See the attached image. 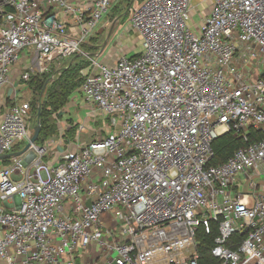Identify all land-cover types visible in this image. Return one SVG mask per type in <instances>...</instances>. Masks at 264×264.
<instances>
[{
    "label": "built area",
    "instance_id": "1",
    "mask_svg": "<svg viewBox=\"0 0 264 264\" xmlns=\"http://www.w3.org/2000/svg\"><path fill=\"white\" fill-rule=\"evenodd\" d=\"M117 1L0 0V88L26 57L17 81L29 91L31 76L81 52ZM191 19V0H143L129 20L137 56L89 57L71 95L105 121L104 133L54 162L35 144L27 165L15 157L0 169L9 205H0V264H94L77 256L92 243L102 264H204L197 234L214 225V264H264L254 178L264 170V0H212L197 30ZM17 94L0 116V159L33 133L29 101ZM252 132L263 137L249 142ZM225 133L247 144L212 164Z\"/></svg>",
    "mask_w": 264,
    "mask_h": 264
},
{
    "label": "rangeland",
    "instance_id": "2",
    "mask_svg": "<svg viewBox=\"0 0 264 264\" xmlns=\"http://www.w3.org/2000/svg\"><path fill=\"white\" fill-rule=\"evenodd\" d=\"M131 1L128 2L127 0H122L119 1L115 6H112V8H109L107 13H105L102 16V18L99 20L96 27L92 29L88 34V36L85 38L83 45L80 47L81 52H79L76 56L71 58L67 57L64 59L63 58L57 59L56 60V62L58 63L56 64L57 67L68 65V63H71L74 60L77 61L81 58L86 59V61H89L90 64L89 57L91 56L101 63H108L107 61L109 59H114L116 56H119L120 54L125 55L128 58L136 54L139 51V36L138 33L134 29H132V27L129 25L130 14H131V11L129 9L132 6ZM124 15L126 19L123 22L122 16ZM192 19L194 22L199 21L197 16H193ZM100 49H102V51L100 54H98ZM84 53L88 55H85ZM88 66L85 68V73L89 70ZM20 88H23V86H21ZM31 98H32L31 93L23 88L19 93L17 102L21 103L23 101H29ZM76 110H79V108L70 107L69 113H64L62 118L63 119L69 117L74 118ZM81 112L84 113V109H81ZM48 119H49L48 124L50 126L48 127V129L46 128V130L43 129L40 140L38 141L39 146L46 144L48 148H50L49 149L50 151V150H54L55 144L58 143L60 137L63 138L70 137V140L74 139L73 131L68 132L67 130L62 129L61 127L63 126V124L60 121L58 122L56 115L54 113L49 115ZM29 125L30 127L33 126L34 128L37 125H40V123H36L34 118H31L29 121ZM104 125H105V121L103 120L99 121L98 124L97 123L95 124V127L99 129V132H97L96 134L100 135L104 133L103 130L100 131V129L103 128ZM90 126L92 128L91 127L89 128L88 126L89 132H92L94 129V124H91ZM74 128H75L74 132H76V130L78 129L77 125H75ZM89 132L84 133L81 136H88L90 134ZM19 142H23V140L21 139ZM23 147H21V149ZM59 148H61L60 145ZM31 157L32 154H30L28 161L30 160ZM254 178L259 184L260 194L264 195V190H262L264 186V171L260 173L259 177L255 176ZM241 189L242 187H240V190ZM244 189L245 191H247L246 186L243 188V191Z\"/></svg>",
    "mask_w": 264,
    "mask_h": 264
},
{
    "label": "crops",
    "instance_id": "3",
    "mask_svg": "<svg viewBox=\"0 0 264 264\" xmlns=\"http://www.w3.org/2000/svg\"><path fill=\"white\" fill-rule=\"evenodd\" d=\"M70 1L74 5L83 7V3H85L87 0H70ZM211 1L212 0H191L192 18H193V16H197L199 19V21H196V22H194L193 19H191V21L189 23L190 26L194 30H197L198 27L201 26L204 18L209 14ZM51 13L54 14L56 16V18H58V19L63 18L62 13L58 9L53 8L51 10ZM67 31H69L70 34H73L76 31L75 23L72 22V20H69V22H68ZM139 49H140V37H139ZM117 57L118 56H116L115 58H117ZM28 60H29L28 58L23 57L22 60L20 61V63L13 66L7 82L0 88V116L14 102V99H12V96L14 95L15 92L18 93L17 94V98H18V95H19L21 89L24 88L25 90H27V88H25L24 86H23V88H20V85L17 81V76H18L19 72L24 69ZM113 60L114 59H109L107 62L111 63ZM56 64H58L56 61L51 62L49 65V68L54 67L53 69L57 70L59 68V66L57 67ZM28 92H30V89ZM80 101L82 102V104ZM65 107H67V108H65ZM65 107H63L58 112V114H55L58 122L60 121L63 124V126L61 128L68 130L70 127H74L75 125H77L78 129L74 133V139L73 140L72 139L70 140V137H68V138L65 137L66 139L63 137H60V139L58 140V143L55 144L54 150L49 151L50 148H48V151L44 157V160L49 161V162H54L56 159L62 158L63 153L70 151V150H74V149H76V147L78 145L86 144V143L98 138V136H99V134H96L97 132H99V129H97V127H95V124L96 123L98 124V122L101 121L102 119L99 117V115L95 111L89 109L88 107H86L84 105L82 99L79 97L78 94L71 97V99L68 101V103ZM70 107H77V108H79V110H76L74 118L69 117V118L63 119L62 118L63 114L69 113ZM81 109H84V113L81 112ZM69 122H72V123H69ZM91 124H94V129L92 132H89V128L91 127L90 126ZM80 125H84L82 130H80ZM88 126H89V128H88ZM88 132L90 133L88 136H81L82 134L88 133ZM86 139H88V140H86ZM58 144L61 146V148H59ZM30 154H32L31 158H33L34 157L33 150H27L22 155L19 156L20 158H22L24 160L25 165H27L28 162L31 160V158H30V160L28 161ZM4 159L5 158L0 159V169L5 168L7 165H9L13 162L12 158H8L6 160H4ZM97 170L98 169H94L95 172ZM12 176L15 179L17 178V175H12ZM262 190H264V186H263ZM0 205H3L4 207L9 208L7 201L5 199H2L1 197H0ZM104 218H105L104 219L105 224L108 225L110 223V220L112 222V219H111L112 213L106 214L104 216ZM103 254L104 253L102 252V248L100 247V245L97 243H92L87 248L80 250L77 253V256L79 258H81L82 260H85V261H88V262H91L94 264H102V262L105 260V256H103ZM107 256H109V254H107L106 257Z\"/></svg>",
    "mask_w": 264,
    "mask_h": 264
},
{
    "label": "trees",
    "instance_id": "4",
    "mask_svg": "<svg viewBox=\"0 0 264 264\" xmlns=\"http://www.w3.org/2000/svg\"><path fill=\"white\" fill-rule=\"evenodd\" d=\"M119 1L111 5L115 6ZM130 2L131 0H127ZM143 0H133L132 6L130 7L131 14L132 12L142 3ZM130 14V16H131ZM125 15L122 16L124 22ZM83 43L81 44V46ZM78 53L70 56L74 57ZM93 55V54H91ZM137 56L134 54L131 58ZM89 65V61L81 58L77 61L68 63V65L61 66L57 70L50 68L49 71L33 75L28 80L27 84L30 89L32 98L29 100L31 107L32 118H34L36 123H40V133L35 142L36 145L40 140L43 129L46 130L50 126L48 124V116L52 113L58 114V112L67 105L70 100L73 91L81 85L84 81L85 76L81 72ZM56 72H60L54 79L50 80V76ZM45 128H44V126ZM33 127V126H32ZM68 132L73 131L75 133V128L70 127ZM263 137L262 134L257 132H252L249 142ZM247 143L241 139L234 137L231 133H225L220 135L214 140L212 147L214 150V157L211 160L212 164H219L224 162L234 150L239 147L246 145ZM25 143H19L13 146L12 151H17L23 147ZM8 158H5L6 160ZM217 234L216 226H213L212 234L208 237H204L201 231H198L197 241L200 253L204 255V264H214L212 258H210L209 249L213 245V238Z\"/></svg>",
    "mask_w": 264,
    "mask_h": 264
},
{
    "label": "water",
    "instance_id": "5",
    "mask_svg": "<svg viewBox=\"0 0 264 264\" xmlns=\"http://www.w3.org/2000/svg\"><path fill=\"white\" fill-rule=\"evenodd\" d=\"M103 49V47H102ZM102 49H100L99 53H101ZM40 133V125H37L36 127L33 128V133L30 137V139L27 141V143L25 144V146L17 151H12L10 153L4 154L1 156V158H15V157H19L20 155H22L25 151H27L28 149H30L33 145H35V142L38 138V135Z\"/></svg>",
    "mask_w": 264,
    "mask_h": 264
}]
</instances>
